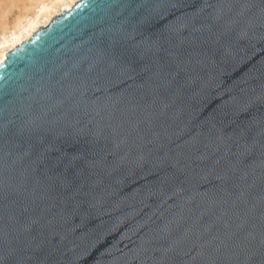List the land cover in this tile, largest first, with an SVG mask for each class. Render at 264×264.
Masks as SVG:
<instances>
[{"label":"water","instance_id":"1","mask_svg":"<svg viewBox=\"0 0 264 264\" xmlns=\"http://www.w3.org/2000/svg\"><path fill=\"white\" fill-rule=\"evenodd\" d=\"M0 264H264V0H79L10 50Z\"/></svg>","mask_w":264,"mask_h":264},{"label":"bare ground","instance_id":"2","mask_svg":"<svg viewBox=\"0 0 264 264\" xmlns=\"http://www.w3.org/2000/svg\"><path fill=\"white\" fill-rule=\"evenodd\" d=\"M79 0H34L22 15L17 16L11 26H0V63L6 54L27 40L38 28L46 26L54 16L68 11Z\"/></svg>","mask_w":264,"mask_h":264},{"label":"rangeland","instance_id":"3","mask_svg":"<svg viewBox=\"0 0 264 264\" xmlns=\"http://www.w3.org/2000/svg\"><path fill=\"white\" fill-rule=\"evenodd\" d=\"M31 4H34V0H0V26L5 21L11 26L17 16L24 14L26 7L32 8L29 6Z\"/></svg>","mask_w":264,"mask_h":264}]
</instances>
